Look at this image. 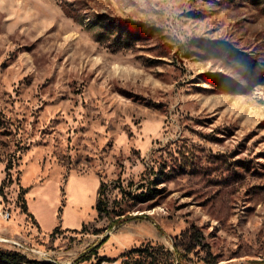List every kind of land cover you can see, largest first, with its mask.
I'll use <instances>...</instances> for the list:
<instances>
[{"label":"rangeland","instance_id":"374dc122","mask_svg":"<svg viewBox=\"0 0 264 264\" xmlns=\"http://www.w3.org/2000/svg\"><path fill=\"white\" fill-rule=\"evenodd\" d=\"M6 165L1 250L264 264V0H0V184ZM76 177L152 197L97 218ZM44 183L25 198L45 202L43 230L56 205L47 233L17 199ZM192 229L196 246L174 250Z\"/></svg>","mask_w":264,"mask_h":264},{"label":"trees","instance_id":"16d2710c","mask_svg":"<svg viewBox=\"0 0 264 264\" xmlns=\"http://www.w3.org/2000/svg\"><path fill=\"white\" fill-rule=\"evenodd\" d=\"M10 169L11 166H5V176L0 184V195L3 196V183L5 179L10 177ZM114 180H106L100 179L96 191V200L94 204V209L96 211L97 218L107 217L113 220V222L119 221L122 216L125 214L127 209L125 210V204L130 206H135L136 204H142L150 197L152 194L150 191L145 192L143 190L144 186H136L135 191L125 190L120 184L116 185ZM132 185V184H131ZM28 187L20 186V191L18 193L17 199L21 201L20 208L23 212L27 213L30 217H32V213L28 210L27 201L25 198V194L28 192ZM138 189H142L137 192ZM145 189V188H144ZM118 190L119 193H122V196H127L126 202L122 204L119 202V209L116 210V198H111V195L114 191ZM86 229V224H82L80 228V232H83ZM76 231V229H74ZM199 231L197 229H192L190 232H184L182 234V238L179 241H173L174 250H178L179 247H183L184 249L191 251L196 244L193 242L198 240ZM200 235V234H199ZM137 253V255L133 256V253ZM126 253V254H125ZM166 257H157L156 252H149L147 248H134L128 252H124L122 254L123 261L122 264H170L169 258L170 254ZM89 259V257H79L75 259L71 264H83L84 261ZM110 258L105 256H101L95 263L90 264H102L104 261H110ZM0 264H57L51 261H37V260H28L25 255L20 252L12 251V250H1L0 249Z\"/></svg>","mask_w":264,"mask_h":264},{"label":"crops","instance_id":"0c3cea01","mask_svg":"<svg viewBox=\"0 0 264 264\" xmlns=\"http://www.w3.org/2000/svg\"><path fill=\"white\" fill-rule=\"evenodd\" d=\"M92 178H85V177H76L72 182H68V184L73 185V187H77L79 185V183H90L92 185V192H93V196H95V200H96V191H97V187H98V183H94L91 181ZM46 183H44L43 185H38L37 187H35L34 189L31 188V186H29L28 188V192L27 194L31 193L34 194L35 190H43V187L45 186ZM59 188H60V184H59ZM78 188V187H77ZM40 195L43 194L42 191H40L39 193ZM95 194V195H94ZM27 196V195H26ZM68 198H69V194H68ZM84 199V198H83ZM83 199H76L77 203H83ZM27 201V206H28V210L32 213V217H33V221L35 223V225L37 226L36 228L38 229L40 227V229L44 232L47 233L49 231H51V229L54 227L55 223H56V205L53 207V212H52V218L53 221L52 223L49 225V227H47L46 229L43 230V222L44 220H46V215L44 212V203L43 201H40V205L41 206H32L31 203H29V201L26 199ZM89 203V201H88ZM82 207V206H80ZM19 220L21 221L22 216H18ZM64 224L66 227H72V228H77V217H74L73 220H71L70 222L66 220V218H64Z\"/></svg>","mask_w":264,"mask_h":264},{"label":"built area","instance_id":"2783aa9c","mask_svg":"<svg viewBox=\"0 0 264 264\" xmlns=\"http://www.w3.org/2000/svg\"><path fill=\"white\" fill-rule=\"evenodd\" d=\"M4 216H5V218H8L9 216H10V213L9 212H4Z\"/></svg>","mask_w":264,"mask_h":264}]
</instances>
